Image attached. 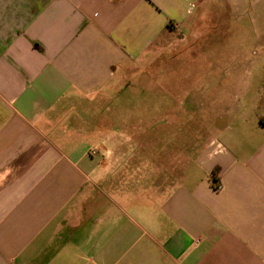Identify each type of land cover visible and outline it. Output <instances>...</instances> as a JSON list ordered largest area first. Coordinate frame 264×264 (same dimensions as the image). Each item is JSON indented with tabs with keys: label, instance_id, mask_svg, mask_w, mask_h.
<instances>
[{
	"label": "crops",
	"instance_id": "crops-1",
	"mask_svg": "<svg viewBox=\"0 0 264 264\" xmlns=\"http://www.w3.org/2000/svg\"><path fill=\"white\" fill-rule=\"evenodd\" d=\"M248 1L0 0V264H264V0L182 166L127 187L129 137L95 120L165 35H240Z\"/></svg>",
	"mask_w": 264,
	"mask_h": 264
},
{
	"label": "rangeland",
	"instance_id": "rangeland-1",
	"mask_svg": "<svg viewBox=\"0 0 264 264\" xmlns=\"http://www.w3.org/2000/svg\"><path fill=\"white\" fill-rule=\"evenodd\" d=\"M216 2H212L209 16L217 9ZM258 4L264 7V3ZM258 4L254 0L246 2L242 18L246 24L240 35L235 34L234 25L228 32L216 27L208 33L184 30L165 35L137 67L125 73V77L131 78L121 80L112 101L104 108L98 107V123L107 116L106 109H110L113 136L119 137V132L124 138L129 137L128 147H123L129 158L125 171L130 178L124 180L127 187L132 189L138 183L150 185L149 175L157 169L155 157L156 161L175 158L182 166L189 157L196 156L210 137L219 120L213 95L221 86L219 76L232 73L236 61L245 68L254 58L250 44L255 41L249 21ZM215 23L210 17L209 24ZM233 45L241 50L236 51ZM127 121L128 129L118 131V122L126 125ZM104 122L111 125L109 119ZM160 122L168 124L163 125L161 139L156 125Z\"/></svg>",
	"mask_w": 264,
	"mask_h": 264
},
{
	"label": "built area",
	"instance_id": "built-area-1",
	"mask_svg": "<svg viewBox=\"0 0 264 264\" xmlns=\"http://www.w3.org/2000/svg\"><path fill=\"white\" fill-rule=\"evenodd\" d=\"M213 185L217 191H220L222 189V185L218 180H213Z\"/></svg>",
	"mask_w": 264,
	"mask_h": 264
},
{
	"label": "trees",
	"instance_id": "trees-1",
	"mask_svg": "<svg viewBox=\"0 0 264 264\" xmlns=\"http://www.w3.org/2000/svg\"><path fill=\"white\" fill-rule=\"evenodd\" d=\"M213 178H214V180H217V171H214Z\"/></svg>",
	"mask_w": 264,
	"mask_h": 264
}]
</instances>
